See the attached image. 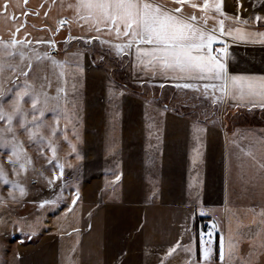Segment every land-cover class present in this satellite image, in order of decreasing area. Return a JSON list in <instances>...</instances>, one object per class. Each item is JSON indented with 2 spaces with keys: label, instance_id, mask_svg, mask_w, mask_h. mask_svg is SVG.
<instances>
[{
  "label": "crops",
  "instance_id": "0c3cea01",
  "mask_svg": "<svg viewBox=\"0 0 264 264\" xmlns=\"http://www.w3.org/2000/svg\"><path fill=\"white\" fill-rule=\"evenodd\" d=\"M62 2L66 5L70 0H10L7 15L0 13V38L8 39L9 30L14 31L26 19L18 37L27 31L31 37L47 39L51 34L44 25L54 30L60 18L67 19L72 15L66 7L61 8ZM240 2L242 18L256 14L264 16V0ZM2 4L3 0H0ZM236 5L237 0H224V11L235 15ZM28 9L32 11L26 17L15 22L9 18L13 13L19 15ZM35 12L39 14H33ZM225 24L226 27L264 30V23L254 20L247 25H236L227 20ZM68 34L69 26L65 24L54 36L57 47L64 44ZM71 34L85 33L72 23ZM39 47L48 50L44 45ZM66 49L70 53L77 49L84 52L83 73L77 81L81 102L79 132H82L78 142L84 143L80 156L100 162L91 168L90 177L83 181L81 200L75 205H65L62 213L58 203L56 207L38 206L35 213L18 217V220L9 213L4 216L0 235L11 240L0 242V246H4L0 251V264H66L68 256L74 264H158L167 247L177 240L185 245L192 243L194 259L199 261L200 231L207 233L208 224L212 222L226 233L229 209L248 226L244 231L255 236L260 227L258 214L264 209V198L239 199L248 190L264 191V184L255 180L249 183L247 177L232 171L237 143L245 144V148L254 145L250 134L255 127L244 128V138H241L231 127L229 118L214 116L209 120L215 119L216 123H204L205 119L179 112L169 103L153 100L149 93L137 94L124 87L123 95L117 96L114 102L118 104V115L113 131L108 115L111 110L108 89L111 85L118 92L121 84L105 67L93 64L89 50L79 41L74 40ZM230 51L235 57L229 62L230 71L264 72V44H230ZM52 54L62 59L65 50L55 49ZM127 73L134 84L140 85L139 79H149L134 69L128 60ZM161 84L171 87L174 82L157 80L150 85ZM241 108L248 110L243 106L233 107L229 101L224 104L223 113ZM194 124L205 131H195ZM157 128L161 130L159 146ZM110 140L114 143L111 149L108 147ZM197 141L203 145L202 157L193 164L192 150L197 147ZM256 154L259 158L258 146ZM115 175L120 176L119 181L115 180ZM48 221L50 228L44 225ZM12 227L19 228L20 236L15 234L16 230L11 234ZM27 235H35V240L23 241ZM16 236L18 239L14 240ZM219 239L217 232L212 264H220ZM248 250L249 241L245 240L241 255H246ZM186 255L178 251L166 264H181ZM256 264H264V252Z\"/></svg>",
  "mask_w": 264,
  "mask_h": 264
},
{
  "label": "snow or ice",
  "instance_id": "6c2138e0",
  "mask_svg": "<svg viewBox=\"0 0 264 264\" xmlns=\"http://www.w3.org/2000/svg\"><path fill=\"white\" fill-rule=\"evenodd\" d=\"M9 2L10 0H3L0 13L7 15ZM65 7L71 11V17L60 18L54 30L44 25L43 27L51 34L47 39L31 37L27 31L18 37V33L27 23L26 19L19 23L14 31L9 30L8 39L0 38V71L8 67L16 72L19 66L5 64L4 61L18 56L21 61H26L20 70L27 77L34 71V64L39 67L47 61L55 76L56 85L54 90L50 91L53 89V81L47 74L40 77L42 83L39 89L28 79L23 81L22 87L17 81L18 90L14 93L10 111L6 110L3 104L6 93L0 90V122H3L0 126V146L10 149L6 159L12 165V175L17 177L9 179L8 171L0 163V181L6 186H11L7 198L0 196V204H6L8 201L23 202L28 189L19 178L27 177L30 170L36 173L33 180L43 178L46 186L54 190L56 182L63 181L66 167L78 168V165L71 163L69 156L75 154L77 159L82 158L77 143L68 137V129L71 127L78 142L81 102L77 81L83 73L84 52L77 49L70 53L65 49V56L62 59L52 54L57 47L54 36L65 24L69 26V34L63 43L67 45L70 41L76 40L83 42L86 47L95 48L99 45L100 50L106 55H115L121 61L127 59L134 69H138L143 76L149 78L137 81L142 86L150 85L157 80L171 81L174 82V87L191 90L198 94L196 98H203L214 106L231 101L233 107L243 106L249 111L257 108L264 111V72L229 70L230 60L235 59L230 51V44H264V30L233 28L231 25L226 27V20L236 25H247L252 20L264 23V16L259 14L242 18L239 12L242 7L240 0H237L235 15L224 11V0H203L202 3L197 0H70L66 5L61 3V8ZM30 11L32 10L28 9L19 15L13 13L9 18L15 22L20 17H26ZM72 23L78 25L85 34L73 36ZM40 45L46 46L48 50L41 51ZM92 54L95 55V52ZM95 59L103 60L104 56L97 55ZM69 80L72 81L71 84ZM160 86L163 87V84ZM124 87L119 86L118 92L114 91L111 85L108 89V100L111 105L108 115L113 131L118 115L116 111L118 104L114 102L117 96L123 95ZM12 91L11 88L7 90ZM25 97L30 99V109L23 106ZM164 109L167 110V106H164ZM46 113L52 114L53 124L46 123L44 119ZM17 117L19 128L13 124L14 118ZM61 118L64 120L63 126L60 123ZM209 122L216 123V120L206 118L204 121ZM193 128L197 132L205 131L197 124H194ZM42 129H47L48 134L46 135ZM20 131L25 132L28 141L36 147L37 157L45 161L41 168L35 167L33 156L27 151L24 140L18 134ZM156 132L159 146L161 130L157 128ZM58 133L63 134L64 140L70 146V152L63 158L58 155V143L54 139ZM253 139L254 145L249 144L247 148L239 150L242 155L250 157L255 162L257 178L264 184V135ZM112 140L109 142V149L114 148ZM257 146L259 158L256 154ZM202 148L203 145L197 141V147L192 150L193 164L202 157ZM44 167L52 170V176L44 175ZM115 180L119 181L120 176L115 175ZM60 187L61 192L56 193L55 198L41 200L40 206L56 207L61 199L64 184L61 183ZM78 199L77 189L72 196V205H75ZM228 211L230 215L226 233L212 222L208 224L207 233L200 231L199 261L194 259L192 243L185 245L177 240L167 247L158 264H166L168 258L178 251L187 254L181 264H212L213 243L217 232L220 235L218 244L220 264H256L261 252H264V209L258 214L261 217L260 227L255 236L251 235L250 231H244L248 226L243 225L231 209ZM245 240L249 241V250L246 255H241V245ZM66 264H74L71 256L66 258Z\"/></svg>",
  "mask_w": 264,
  "mask_h": 264
},
{
  "label": "rangeland",
  "instance_id": "374dc122",
  "mask_svg": "<svg viewBox=\"0 0 264 264\" xmlns=\"http://www.w3.org/2000/svg\"><path fill=\"white\" fill-rule=\"evenodd\" d=\"M74 41V40H73ZM73 41H70L67 45L60 44L58 47H56L57 50H65ZM78 43V42H77ZM79 43L81 45L85 44L83 42ZM86 47V46H85ZM41 51L43 48L39 47ZM91 56L92 59L95 60V65H101L105 67L111 75L114 77V79L121 84H129L130 79L129 75L127 73V59H124L121 61L119 57H116L115 55H106L103 51L100 50L99 45H96L95 48L92 47H86ZM95 52V55L92 53ZM102 55L104 56L103 60H96L95 56ZM5 64H14L19 66L18 70L16 72H13L10 68L4 67L3 71H0V90H3L6 95L3 97V104L6 110H11L10 104L11 101L14 98L15 91L18 90L17 88V81L19 82V85L23 86V81L25 79H28L30 82H32L37 89L40 88V85L42 83V80L40 79L41 76L47 74L48 78L53 81V89L50 91H53L55 88V76L53 74V71L49 65V63L46 61L44 64H42L39 67H36L34 64V71L30 72L27 77H25L22 74V71L20 69L23 68V66L26 64V61H21L18 56L12 58V59H6ZM15 78V79H14ZM11 88L13 89L12 92H7V90ZM133 90L130 89L129 91H132L133 93L137 94H145L149 93L150 97L153 100L158 101L159 103H169L173 107L176 108L177 111L182 113H189L191 115H194L201 119H210L213 118V114L215 116H223L222 118H229V122L231 123V127L235 128L237 131L236 135H239L241 138L243 137L244 128L252 129L255 127V129H252V134H250L251 140H254L253 138L258 135H264V111H261L260 109L256 110H246V109H232V110H225L226 112L223 113L224 104L223 105H211L209 102L205 101L203 98H196L198 94L194 93L191 90H185L176 88L173 86H167V87H161V86H152V85H138L135 84L132 86ZM83 101V100H82ZM23 106L25 109L31 108V102L28 97H25L23 101ZM31 118V114L29 113V119ZM46 123L53 124L54 118L51 113H46L44 117ZM3 122H0V126H2ZM61 126L64 124L63 118H61ZM14 127L19 128L18 123V117L14 118ZM242 129V130H241ZM45 134H48L47 129H42ZM19 136L22 140L25 142V148L27 151L33 156L34 164L37 169L41 168L45 165V161L42 158L37 157V150L36 147L28 141L27 134L23 131H20ZM82 135V132H80V136ZM68 137L71 139L74 143H77V147L79 149L80 155H83L84 151V143H79L76 141L75 135L71 131V127L68 129ZM54 139L58 143V155L63 158L66 153L70 152V146L67 143V141L64 140L63 134L58 133ZM240 148H245V144L243 143H237L236 146V159L235 163L233 165L232 171L237 174V172L242 175L241 177H247V181L249 183H253L255 180L256 183H260L259 179L257 178V168L255 162L249 157L247 159L243 158L244 155L240 153ZM88 149V148H87ZM10 149L5 146H0V163H2L5 167V169L9 173V179H17V177L13 176L11 173L12 165L7 161L6 157L9 154ZM50 155V153H49ZM75 154H72L71 156H74ZM70 156V157H71ZM71 163L74 165H78V168L71 169V168H65V175L63 181H57L55 189H49L43 178H37L36 180H33V177L36 176V173L33 171H29L27 174V177L21 176L20 182L24 183L26 188L28 189V194L26 197L23 198L22 203H16L8 201L6 204H0V223L4 224V219L6 215L11 214L12 217L17 218L18 217H25L27 215H30L31 213H35V209L40 206V201L44 199H53L55 198L56 193L61 192V183L64 184L62 196L59 201V204L61 206V213L65 210V205L68 203H72V196L76 193L77 189L79 191V199L77 200V203L81 200V185L83 184V181L85 178L90 177L91 168L100 161L98 159H77V157L69 158ZM251 172L245 175V173L242 172ZM87 172V173H85ZM52 170L50 168L44 167V175L45 176H52ZM10 185H4L3 181H0V196L7 198L8 192L10 190ZM18 194V193H17ZM264 198V191L260 190H248L247 193L244 194V197L239 200H245V199H258V198ZM29 219V218H28ZM51 221V219H48ZM34 221V220H33ZM45 222L44 225L46 228L51 227V222ZM19 221H16V225ZM13 225V226H16ZM25 225V224H24ZM33 226V224H32ZM16 230L17 235L19 234V228L18 227H12L11 234ZM47 230V229H46ZM10 234V233H8ZM35 234V233H33ZM10 236V235H7ZM18 236L14 237L13 239L16 240ZM35 235H27V237L24 238L23 241H34ZM0 238H3L2 235H0ZM11 239L9 238H3L0 239V242L5 241L9 242ZM18 241V240H17ZM3 245L0 246V251L2 252Z\"/></svg>",
  "mask_w": 264,
  "mask_h": 264
},
{
  "label": "trees",
  "instance_id": "16d2710c",
  "mask_svg": "<svg viewBox=\"0 0 264 264\" xmlns=\"http://www.w3.org/2000/svg\"><path fill=\"white\" fill-rule=\"evenodd\" d=\"M119 84H121V83H119ZM121 85L125 86V88L133 90L132 86H134L135 84L130 81L129 84H121Z\"/></svg>",
  "mask_w": 264,
  "mask_h": 264
},
{
  "label": "built area",
  "instance_id": "2783aa9c",
  "mask_svg": "<svg viewBox=\"0 0 264 264\" xmlns=\"http://www.w3.org/2000/svg\"><path fill=\"white\" fill-rule=\"evenodd\" d=\"M205 239L207 240V237H205Z\"/></svg>",
  "mask_w": 264,
  "mask_h": 264
}]
</instances>
